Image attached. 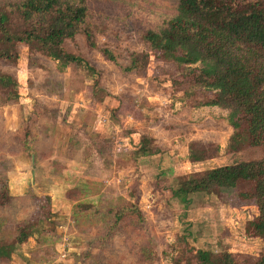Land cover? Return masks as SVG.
<instances>
[{"label": "rangeland", "instance_id": "374dc122", "mask_svg": "<svg viewBox=\"0 0 264 264\" xmlns=\"http://www.w3.org/2000/svg\"><path fill=\"white\" fill-rule=\"evenodd\" d=\"M13 1L0 0V4L5 6ZM84 2L89 17L83 28L92 33L96 45L90 46L80 31L66 39L64 47L88 60L97 69L96 74L87 67L59 69L55 61L23 43L17 46L16 65L0 62L2 71L17 77L20 95L19 101L13 102L5 100L0 92V186L4 177L7 179V173L11 174L15 165L20 164L17 161L29 163V155H16L25 151L26 146L35 152L33 165L39 182L45 176L59 178V160L69 156L77 158L78 163L82 159L87 164L88 160L95 161L100 173H105L103 176L112 179V183H108L100 198L79 202L93 204L97 213L83 209L73 216L74 204L57 198L49 197L47 202L41 197L26 196L31 188L24 195L0 204L2 238H7L6 230L15 228L19 222L41 220L36 230L41 245L35 236L30 237L16 246L10 261H0V264H175L176 260L188 264L191 256L185 251L189 246L213 254L229 251L239 256H258L264 241L244 233L245 222L257 213L252 200L242 199L238 189L226 192L213 186L208 192L190 193L189 200L183 201L171 196L170 187L163 181L147 180L141 185L138 162L131 153L135 145H129L128 140L124 142L120 135L133 130L135 134H156L159 128L164 134L173 132L177 137L195 134L188 145L193 154L202 156L193 161L207 159L208 163L198 166L205 168L203 171L261 156V146L235 142L236 133L233 134L228 120V110L224 109V117H215L212 111L194 105L211 92L194 84L198 64H183L176 54L151 49L141 39L146 29H157L170 17L176 0ZM104 48L110 53L100 51ZM145 53L149 58L143 64ZM109 55L119 64L108 59ZM132 59H136L138 68L126 72L122 66ZM152 102H157L159 111L152 108ZM82 103L86 107L79 105ZM142 107L148 108L146 114L155 119L150 126L141 116ZM191 107L195 114L198 112L196 120L207 113L209 116L197 123L196 120L191 123L190 118L185 122L184 110ZM174 114L178 118L175 116L177 120L172 123ZM51 134L59 135L54 144L57 150L61 141L68 142L65 134H112L113 138L112 135L77 138L82 140L81 144L71 146L69 155L59 157L56 151L55 158L47 161L41 152L45 148L53 152ZM86 146L95 149V152L89 149L92 150L89 157L83 156L82 149H88ZM200 173L183 174L167 183L172 182L175 187L182 178ZM155 177L168 176L158 173ZM40 187L34 186L35 196L41 195L36 192L44 193ZM44 212L48 213L46 217ZM232 212L238 217H230ZM47 220L55 222L54 232H50L52 227ZM46 245L54 246L55 251L36 250L37 246ZM32 253L36 255L33 257ZM42 253L48 257L54 255V259L41 261L39 254Z\"/></svg>", "mask_w": 264, "mask_h": 264}, {"label": "trees", "instance_id": "16d2710c", "mask_svg": "<svg viewBox=\"0 0 264 264\" xmlns=\"http://www.w3.org/2000/svg\"><path fill=\"white\" fill-rule=\"evenodd\" d=\"M88 15L84 0H15L5 6L0 4V62L16 65L17 46L23 43L55 61L59 69L87 67L96 74L97 69L88 60L64 47V41L80 31L84 32L88 44L95 47L92 33L83 28ZM141 39L151 49L176 54L183 64H198L194 84L211 92L194 105L228 110V120L233 134L236 133L235 142L262 147L257 159L220 165L182 178L172 195L188 201V194L208 192L213 186L226 192L238 189V195L252 200L257 209V213L245 222L244 233L264 241V0H176L170 17L157 29H146ZM100 51L110 53L107 48ZM142 58L146 64L149 55L145 53ZM108 59L119 64L113 55ZM122 68L126 72L135 70L138 68L136 59ZM18 83L14 74L0 69V92L5 100H19ZM74 144L71 140L69 149ZM190 147L189 159H200L202 156L193 154ZM153 152L150 140L142 137L131 153L137 162L139 157ZM4 179L0 186V204L18 197L9 194L6 177ZM78 194L77 187L66 191L71 200L77 199ZM27 195L50 200L48 195L35 196L32 192ZM83 209L84 212L89 209L98 212L93 204L76 202L72 215H79ZM44 213L46 217L48 213ZM39 222V218L29 219L6 230L8 237H0V261H10L16 246L30 237L35 236L41 245L36 236ZM47 222L52 227L50 232H54L55 222ZM37 249L55 251L52 245L37 246ZM185 252L191 256L188 264H264V248L256 257L239 256L229 251L213 254L190 246ZM39 257L41 261L54 259V255L48 257L45 253ZM175 264H180V260Z\"/></svg>", "mask_w": 264, "mask_h": 264}, {"label": "crops", "instance_id": "0c3cea01", "mask_svg": "<svg viewBox=\"0 0 264 264\" xmlns=\"http://www.w3.org/2000/svg\"><path fill=\"white\" fill-rule=\"evenodd\" d=\"M156 103L157 102H152V108L159 111L160 107L155 105ZM75 104L73 106H76ZM79 105L86 107L85 106L86 104H83V103ZM200 108L201 109L204 108L206 110L212 111L213 114L216 115L215 117L225 116L224 109L218 106H200ZM147 109L148 108L146 107L145 108L142 107L139 109V111L142 110L144 114L141 112L143 114L141 116L145 118L147 126H150L151 124L155 122V119H152L153 116L150 117V115L146 114L148 113ZM184 111L187 116L185 122L187 121V119L190 118L191 123H193L196 120L195 118L198 117L197 115L198 112L195 114L194 109L192 107L189 109L187 108ZM180 115L182 116L181 110L180 112L177 113V116H179V118H180ZM175 116H176L175 114L172 115L173 118L172 120H170L172 121V123L173 121H176L178 118L176 116L177 118L176 120H174ZM206 116H209V114L207 113L206 115L202 116L200 119H197L196 123L198 121L200 122ZM104 119L105 118H103V120ZM86 124H88L89 126L88 122H86ZM88 126L85 128H88ZM93 131L95 132L94 129ZM132 132H130L129 134H120L124 142L128 140L130 142V143L128 142L129 145L133 144L137 146L142 137H147L148 139L150 138L151 140L150 144L152 145V147H154L153 153L149 155L141 156L137 159L139 171H140L141 185H144V183H146L147 180L154 181V182L163 181L162 183H164V185L170 187L171 196H173L172 195L173 189H176L178 185L174 187V185H172V182L170 183H167V182L175 179L174 177H179L183 174L198 172V171L203 172V169L205 168L200 169L198 168V166L202 165L203 163H208L207 159L206 160L204 159L203 161H192L188 157V154H189L188 144L192 139L196 137L195 134H182V135H179V137H177L175 136L173 132L171 134H164V131L160 128L155 130V132H157L156 134H135L136 132H134V130ZM110 135L112 134H69V136L68 134L67 135L65 134V137H64V134H63L62 136L66 138L68 142L67 141L65 142V140L61 141V144L58 146V148L60 149L57 150L55 149L54 144H56V139L58 138L59 135L51 134L49 136V141H50V144H52V146L50 147L53 148V152L51 151L50 148H45V150L41 152V154L44 157L47 156L46 160L47 158L54 159L55 158L54 153L56 151L58 152L59 157H60V154H62V156L66 154L69 155V153H71L72 151H70V149H67V148L71 140L74 143L79 145L81 144L82 140H76L77 138L86 139V138H89L88 136H90L91 138L94 137L96 139L98 136H110ZM62 136L60 135V137ZM64 138H62V140ZM112 138H113V135H112ZM44 143H47V142H44ZM86 148L88 149H85V148L82 149L83 154H84L83 156L89 157L92 154V150H89V149L90 148L93 149V147L86 146ZM93 151L95 152V149H93ZM94 152H93V155H94ZM16 155H20L22 157L23 155H29L30 161L29 163L25 161H17V164L18 163L20 164L15 165L14 168L16 169L13 170L11 174H8L10 172L7 173L6 180H7L8 190H9V194L12 196L24 195L29 190V188H31L30 191L34 193L33 192L34 186H39V187L42 186L40 187V189L44 191V193H39L36 191L35 192L41 195H48L51 198H57L60 201H63L64 203H69V202H71V204H74L75 202H85L86 203V202H90L89 199L91 200L94 198H97V199L100 198L99 196L102 195L103 190L109 187L108 183H112L111 182L112 179L106 176H103L105 173H102V172L100 173V169L98 168L99 164L97 165L95 161L91 163V161L88 160V164H87V162H84L82 159V161L79 160V163H78L77 158L70 159L69 156H65V157L63 156V159L59 160L60 168H61L60 173L62 174L60 175L59 178L55 179L51 176L50 178L48 176H45L43 181L39 182V180L37 181L36 179L35 168H34L35 165H33L34 160L36 159L35 152L31 150L28 146H26L25 151L18 152L16 153ZM75 161L77 164H73ZM45 167H47V165H45ZM158 173H160V175L164 174L165 176H168V177L164 179H156L155 175H158ZM153 179H155L156 181ZM72 187H77L79 190L78 198L75 200L68 199V197L66 196L67 189L72 188ZM199 193L200 192H198V194ZM189 197L187 199H189ZM232 215L236 216L238 214L235 215V212H232L229 216L234 217ZM237 217L238 216H236L235 218Z\"/></svg>", "mask_w": 264, "mask_h": 264}]
</instances>
